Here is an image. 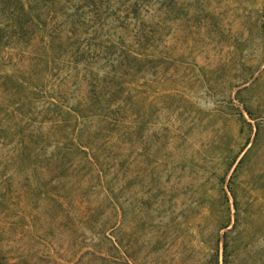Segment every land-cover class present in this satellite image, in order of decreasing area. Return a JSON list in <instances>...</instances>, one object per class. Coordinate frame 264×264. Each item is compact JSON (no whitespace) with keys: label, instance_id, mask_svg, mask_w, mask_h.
<instances>
[{"label":"rangeland","instance_id":"374dc122","mask_svg":"<svg viewBox=\"0 0 264 264\" xmlns=\"http://www.w3.org/2000/svg\"><path fill=\"white\" fill-rule=\"evenodd\" d=\"M52 9L72 46L61 61L48 55L32 86L20 83L30 73L20 51L0 52V264H204L223 232V189L231 203L255 134L248 109L264 118V0L47 1ZM48 27L37 38L49 42ZM67 99L68 142L43 122L47 101ZM21 130L42 139L26 138L31 159L13 162ZM57 153L73 169L49 191L44 168Z\"/></svg>","mask_w":264,"mask_h":264},{"label":"trees","instance_id":"16d2710c","mask_svg":"<svg viewBox=\"0 0 264 264\" xmlns=\"http://www.w3.org/2000/svg\"><path fill=\"white\" fill-rule=\"evenodd\" d=\"M47 1L53 3V0H38L35 4L31 5L29 3L30 0H0V52L6 48H14L20 51L21 59L18 64L21 61H25L28 64L30 72L27 77H22L21 85L25 83L28 86H32V80L38 79L37 66L45 61L48 55H51L53 61H61L60 59H64L67 55L68 47L72 46L70 42L73 36L67 34L62 38L56 31L55 16L51 15L55 10H45L47 8ZM44 10L45 17H43ZM71 23L67 22L65 24L68 26ZM48 25L49 27L51 26L50 29L48 27L49 33L46 35L49 42L44 38H37V33L44 30ZM49 46L51 50L48 53L47 48ZM57 70L59 71V67H57ZM58 71L53 73V77H60ZM123 72L127 74V72ZM28 80H31V82L28 83ZM60 80L62 81L59 82H63L64 78ZM87 86L88 93L94 95L95 85L89 83ZM64 92L60 91L57 97H73L72 92L67 93V95ZM94 101V104L91 101L92 105L98 103V99ZM124 101H127V99H124ZM47 103V109L51 111L44 117L45 121L43 120V122H49L51 125L49 129L54 128L56 133L60 134L63 131L66 142H68L69 138L67 135L69 134L71 139L74 136V132L68 133V129L71 127L69 123V120H71L70 113L75 112L72 108L73 105L68 102V99L66 102L62 100L58 103L49 100ZM115 103L118 104V101H115ZM117 108L119 107L117 106ZM63 113H67L65 118ZM248 114L252 119L256 120L255 134L249 147L247 146L250 143V137L247 138L242 151L246 147L247 149L238 161L234 169V175L228 183V189L233 199L231 203L226 191L223 189L226 207L218 215L217 221L219 231L223 230V232L218 237L217 250L209 256L204 264H264V141L261 140V134L264 133V118L254 115L253 111L249 109ZM246 123L252 129V123ZM41 125L39 129L44 128ZM24 132L23 130L17 131L22 151L12 158L13 162L29 161L31 159L32 148L30 145L34 144L35 148L37 146L35 145L36 142L29 144L26 138L31 140L33 138L35 140L42 139L40 135L34 137ZM72 144V142L68 144V147L70 146L69 149ZM68 153H57L48 158V162L44 168L45 172L43 173L48 178L45 183L47 190H57L56 184L59 183L61 176L73 169L71 161L67 156ZM258 166L260 168L255 171V168ZM242 171H246L249 177L239 179L238 174Z\"/></svg>","mask_w":264,"mask_h":264}]
</instances>
